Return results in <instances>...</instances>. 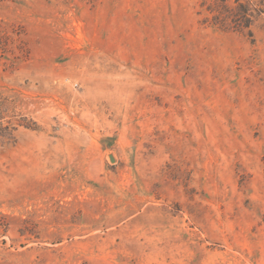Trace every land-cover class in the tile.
I'll list each match as a JSON object with an SVG mask.
<instances>
[{
	"label": "rangeland",
	"instance_id": "374dc122",
	"mask_svg": "<svg viewBox=\"0 0 264 264\" xmlns=\"http://www.w3.org/2000/svg\"><path fill=\"white\" fill-rule=\"evenodd\" d=\"M214 1L0 0V264H264V0Z\"/></svg>",
	"mask_w": 264,
	"mask_h": 264
},
{
	"label": "trees",
	"instance_id": "16d2710c",
	"mask_svg": "<svg viewBox=\"0 0 264 264\" xmlns=\"http://www.w3.org/2000/svg\"><path fill=\"white\" fill-rule=\"evenodd\" d=\"M224 2H210L207 10L212 13V23L223 29H228V25H232V28L236 30H243L251 26V14L249 12V2H237L234 9V4L227 2L228 0H222ZM236 3V2H234ZM210 16H206L205 20L209 21ZM234 25V26H233ZM227 27V28H226Z\"/></svg>",
	"mask_w": 264,
	"mask_h": 264
}]
</instances>
